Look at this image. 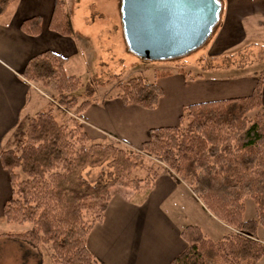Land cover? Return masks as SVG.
<instances>
[{"label":"trees","instance_id":"16d2710c","mask_svg":"<svg viewBox=\"0 0 264 264\" xmlns=\"http://www.w3.org/2000/svg\"><path fill=\"white\" fill-rule=\"evenodd\" d=\"M13 1L0 0V14ZM40 23L39 16H31L20 27L37 35ZM49 28L64 36L73 34L63 0H55ZM66 61V56L44 50L24 67L23 76L50 90L53 100L30 117L18 147L0 151L11 186L0 220L30 225L5 234L48 245L56 264H104L88 250L87 234L102 221L113 186L152 188L160 173L150 164L154 160L167 166L210 213L234 229L213 240L197 225L184 226L180 235L185 247L169 264H256L264 254L256 237L258 226L264 227V69L256 74L249 94L187 104L177 125L152 127L139 147L126 149L89 138L78 119L91 103L95 85L68 74ZM178 72L187 79L200 76L183 68ZM117 87L123 104L143 108L156 107L163 93L157 82H146L140 75ZM103 163L111 168L107 179L91 183L84 178L85 168ZM142 169L144 177L133 174ZM245 197L255 202V217L250 219L243 218Z\"/></svg>","mask_w":264,"mask_h":264},{"label":"crops","instance_id":"0c3cea01","mask_svg":"<svg viewBox=\"0 0 264 264\" xmlns=\"http://www.w3.org/2000/svg\"><path fill=\"white\" fill-rule=\"evenodd\" d=\"M220 2L213 37L220 52L238 43L242 23L264 26V0ZM54 3L55 0H14L0 14V151L19 146L26 122L48 102L23 76L27 61L44 50L66 56L67 60L77 53L74 29L72 35L64 36L49 28ZM31 16L41 19L37 35H28L20 27L22 20ZM166 78L167 86L160 82ZM156 80L163 95L154 108L125 105L116 97L91 101L81 115L89 138H112L139 147L148 138L150 128L177 125L185 105L225 98L223 92H227L219 88L227 84L221 83L224 79H187L173 73ZM255 83L256 77H241L237 87L247 95ZM261 98L264 104V80ZM112 190L102 221L92 226L86 240L88 250L104 264H169L185 247L181 229L189 224L202 229L198 220H190L192 207L219 222L190 188L165 168L148 191L118 186ZM10 196L9 175L0 163V217Z\"/></svg>","mask_w":264,"mask_h":264},{"label":"rangeland","instance_id":"374dc122","mask_svg":"<svg viewBox=\"0 0 264 264\" xmlns=\"http://www.w3.org/2000/svg\"><path fill=\"white\" fill-rule=\"evenodd\" d=\"M63 3L74 29L73 37L75 46H77V53L68 57L65 69L68 74L77 75L83 82L89 81L95 85L96 90L91 97L92 101L118 98L116 95L119 90L117 84L130 76L140 75L146 82H157V78L165 77L157 75L160 71H171L173 74L179 73V68L187 70L190 75L199 74L198 77L224 79L225 81L221 83L227 84H220L219 88L227 91L223 92L225 97L245 95L246 91L237 87L239 79L241 77H256V74L261 73L264 69V26L258 23L250 25L242 23L239 26L241 33L236 37L238 43L221 52L216 48L217 44L213 39L218 28L216 25L205 43L183 56L170 60H142L133 54L126 45L120 0H63ZM220 28L221 26H219V30ZM240 38L242 39L240 40ZM167 79H162L160 82L165 85ZM33 85L47 101L53 100V93L50 90L36 84ZM253 113L254 111L250 114ZM66 114L70 115V110ZM57 115H59V119L63 117L60 113ZM78 120L82 125L84 122L82 117ZM27 124L28 122L25 124L24 131ZM107 141L117 143L126 149L137 148L112 138H108ZM107 164L85 168L84 178L91 183L98 179H107L109 170H111ZM150 164L153 169L155 167L159 171L163 168L169 170L167 166L154 160H150ZM135 173L144 177L146 170H135L133 174ZM116 186L124 187L120 185L113 187ZM140 191L143 190L137 192ZM243 201L245 205L243 218L255 217L254 200L245 197ZM192 208L194 212L191 211L192 217L190 218L192 219L190 220H198L207 237L218 240L229 231L234 230L216 217L219 222L210 216L206 217L202 210L196 209V207ZM29 226V224L18 225L0 220V264H56L51 258L48 245L43 243L33 245L5 234L20 232ZM256 237L264 247V227L258 226ZM256 264H264V254Z\"/></svg>","mask_w":264,"mask_h":264},{"label":"water","instance_id":"95a60500","mask_svg":"<svg viewBox=\"0 0 264 264\" xmlns=\"http://www.w3.org/2000/svg\"><path fill=\"white\" fill-rule=\"evenodd\" d=\"M128 49L142 60H170L200 47L218 24L220 0H120Z\"/></svg>","mask_w":264,"mask_h":264}]
</instances>
